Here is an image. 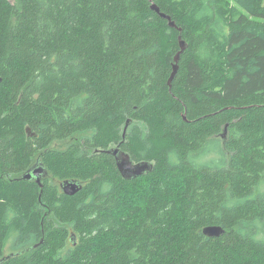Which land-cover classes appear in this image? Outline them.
<instances>
[{
    "label": "trees",
    "instance_id": "trees-1",
    "mask_svg": "<svg viewBox=\"0 0 264 264\" xmlns=\"http://www.w3.org/2000/svg\"><path fill=\"white\" fill-rule=\"evenodd\" d=\"M263 225L264 0H0V264H264Z\"/></svg>",
    "mask_w": 264,
    "mask_h": 264
},
{
    "label": "water",
    "instance_id": "water-1",
    "mask_svg": "<svg viewBox=\"0 0 264 264\" xmlns=\"http://www.w3.org/2000/svg\"><path fill=\"white\" fill-rule=\"evenodd\" d=\"M151 8L157 11L164 18L168 19L170 26L177 27L176 23L171 19L169 15H166L165 13H162L160 11V8L157 4L152 3ZM177 28L181 30V28L179 27ZM179 43H180V50L177 52V54L174 57V61L172 65V72L167 81L170 87H171L172 81L179 68V60H180L181 53L187 47L186 41L183 40L181 36L179 38ZM130 123H131V119L127 120L125 130H124V135H125L127 126ZM26 129L29 135L33 134L30 131V127H27ZM107 152L115 155L117 168L119 172L121 173V175L126 179L136 178L137 176L145 174L153 169L154 164L152 161L142 160L138 162H133L131 155L119 146L112 147L108 149ZM48 174L49 173L46 167L41 162H38V163L33 164L31 167H29V169H27L23 173L22 178L28 179V180L34 179L39 185H41V179L47 176ZM82 186H83L82 182L78 179H64L61 182V187L69 195H73L77 193L79 190L82 189ZM224 230L225 229L220 225H208L203 228V233L207 236H219L224 232ZM4 258H7V257H4Z\"/></svg>",
    "mask_w": 264,
    "mask_h": 264
},
{
    "label": "rangeland",
    "instance_id": "rangeland-1",
    "mask_svg": "<svg viewBox=\"0 0 264 264\" xmlns=\"http://www.w3.org/2000/svg\"><path fill=\"white\" fill-rule=\"evenodd\" d=\"M80 139H82V134L76 133L67 139L54 141L51 146L55 147V148H57V147L65 148V147L69 146L72 142L79 141ZM80 143H83V141L80 140ZM213 157H216V156H215V153L211 151L208 154H200L198 157V160H201V162H205L207 160H210ZM56 181L59 182L58 180H56ZM263 227H264V225H263ZM16 236H17V233L15 231L11 232V234L9 235V237L5 243V254H9L13 251L18 250L17 247L14 246V241L16 239Z\"/></svg>",
    "mask_w": 264,
    "mask_h": 264
},
{
    "label": "flooded vegetation",
    "instance_id": "flooded-vegetation-1",
    "mask_svg": "<svg viewBox=\"0 0 264 264\" xmlns=\"http://www.w3.org/2000/svg\"><path fill=\"white\" fill-rule=\"evenodd\" d=\"M51 145H52V143H51L50 146L47 147V148H51V149L55 148V147H52ZM117 146H119V145H118V144L111 145V146L109 147V149L112 148V147H117ZM47 148H46V149H47ZM65 148H66V147H65ZM65 148H59V147H57V149H65ZM47 150H48V149H47ZM107 150H108V149H106L105 151L107 152ZM95 151L100 152L101 149H96ZM107 153H108L109 155H111V156L114 158L115 162H116L115 155L112 154V153H109V152H107ZM41 154H42L41 152L37 153V156H36L35 160L33 161V164L38 163V162H41V163L46 167V165H45V163H44V161H43V159H42V157H41ZM132 160H133V162H137V161H135L134 159H132ZM46 169H47V167H46ZM46 178H50V173H49L47 176H45V177H43V178L41 179V184H42V181H44ZM50 180H52V178H50ZM56 180H58L59 182H57ZM35 181H36V180H35ZM62 181H63V180H59V179H53V180H52V182L56 183V185L59 187V189H60L61 192L67 194V193L63 190V188L61 187V182H62ZM67 195H69V194H67Z\"/></svg>",
    "mask_w": 264,
    "mask_h": 264
},
{
    "label": "bare ground",
    "instance_id": "bare-ground-1",
    "mask_svg": "<svg viewBox=\"0 0 264 264\" xmlns=\"http://www.w3.org/2000/svg\"><path fill=\"white\" fill-rule=\"evenodd\" d=\"M160 8V7H159ZM161 11V10H160ZM157 12V11H156ZM158 13V12H157ZM163 13V12H162ZM159 14V13H158ZM160 15V14H159ZM161 16V15H160ZM161 17H163V16H161ZM164 18V17H163ZM166 19V18H165ZM168 20V19H167ZM168 23H169V21H168ZM27 130V129H26ZM31 131V130H30ZM28 133V132H27ZM32 133V132H31ZM36 133H33L32 135H35ZM29 135V134H28Z\"/></svg>",
    "mask_w": 264,
    "mask_h": 264
}]
</instances>
